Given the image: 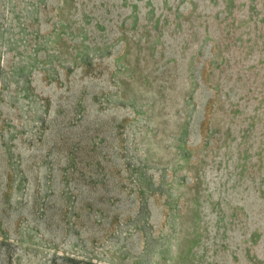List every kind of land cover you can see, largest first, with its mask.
I'll return each mask as SVG.
<instances>
[{
	"label": "rangeland",
	"instance_id": "obj_1",
	"mask_svg": "<svg viewBox=\"0 0 264 264\" xmlns=\"http://www.w3.org/2000/svg\"><path fill=\"white\" fill-rule=\"evenodd\" d=\"M0 264H264V0H0Z\"/></svg>",
	"mask_w": 264,
	"mask_h": 264
}]
</instances>
